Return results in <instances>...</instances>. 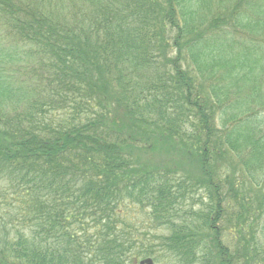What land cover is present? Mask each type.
<instances>
[{
  "label": "trees",
  "instance_id": "trees-1",
  "mask_svg": "<svg viewBox=\"0 0 264 264\" xmlns=\"http://www.w3.org/2000/svg\"><path fill=\"white\" fill-rule=\"evenodd\" d=\"M257 234L264 0H0V264H264Z\"/></svg>",
  "mask_w": 264,
  "mask_h": 264
},
{
  "label": "rangeland",
  "instance_id": "rangeland-1",
  "mask_svg": "<svg viewBox=\"0 0 264 264\" xmlns=\"http://www.w3.org/2000/svg\"><path fill=\"white\" fill-rule=\"evenodd\" d=\"M87 7V6H86ZM85 7H83L84 9ZM164 154L162 153H159V152H156V153H153L151 155H145L143 153H136V157L137 159L139 160V162L141 163H145V161L147 160H150V162L152 164H156L157 167H165L166 165H160V164H157V163H166L167 162V156L166 157H162ZM146 156L152 158V159H148L146 158ZM169 158V157H168ZM151 163H148L149 165ZM180 166V165H179ZM215 169L219 171V174H218V178H220L221 180H223V178L225 176H228V170H229V166H228V156L219 160L216 164H215ZM169 167V166H168ZM181 167V166H180ZM176 180H181V181H186L187 183L190 182H194V180L197 178V174L195 173V169L193 168V166H190V167H183L181 170L177 171V174H176ZM184 178V179H182ZM191 184H188V187H190ZM200 191V190H199ZM196 194H200L199 195V198L201 199V202L196 199V195L195 193L193 192L192 194H190V198L186 201L185 203V211H186V216H190L192 217L194 220H197V219H200V215L203 214L204 212V207L206 205H208V201L205 197V195H203L204 193L202 191H200ZM196 199V200H194ZM193 202H199V203H193ZM193 205V206H192ZM224 211L223 215L221 216L222 219L226 220V211L225 209H222V212ZM140 209L139 207H135L132 211H130L128 213V217L129 218H132L134 220H138L140 219ZM227 214H228V211H227ZM222 228V232H221V240L222 242L227 245V247L231 250H233V244L235 243L236 240H234V236H235V231L233 230H229L228 231V225L226 223H221L219 224ZM228 236H229V239H228ZM257 239L258 241L264 246V237H261L260 234H257ZM243 243V242H241ZM229 245V246H228Z\"/></svg>",
  "mask_w": 264,
  "mask_h": 264
},
{
  "label": "water",
  "instance_id": "water-1",
  "mask_svg": "<svg viewBox=\"0 0 264 264\" xmlns=\"http://www.w3.org/2000/svg\"><path fill=\"white\" fill-rule=\"evenodd\" d=\"M138 264H153L151 259H144L141 260Z\"/></svg>",
  "mask_w": 264,
  "mask_h": 264
}]
</instances>
